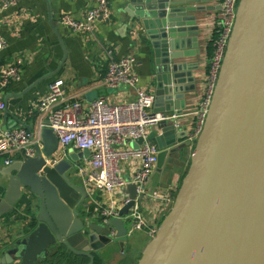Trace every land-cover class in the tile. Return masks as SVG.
<instances>
[{"label":"water","instance_id":"water-1","mask_svg":"<svg viewBox=\"0 0 264 264\" xmlns=\"http://www.w3.org/2000/svg\"><path fill=\"white\" fill-rule=\"evenodd\" d=\"M195 4L129 0L135 12L129 15L130 26L141 25L151 40L157 73L154 103L159 107L166 101L168 107L162 113L175 110L180 116L184 110L183 105L170 108L171 100H183L178 68L171 63L178 58L174 47L185 26L177 16L199 11L191 7ZM61 46V65L38 82L54 77L65 62L67 53ZM158 127H165L166 140H156L160 152L147 185L149 194L161 182L166 165L192 145L174 144V121ZM39 138L35 156L8 169L10 187L0 202V218L15 208L22 194L33 205L28 248L24 253L17 250L14 258L21 256L20 264H34L45 258L47 247L63 246L93 264L95 254L127 244L125 217L135 202L142 212L154 210V199L137 198L136 185L129 184L121 190L128 202L117 217L103 221L89 212L87 194L70 180L75 163L88 158L89 151L68 152L57 160L58 140L52 131L44 128ZM134 142L133 148L142 144L141 139ZM193 145L190 167L173 205L137 264H264V0L239 1L206 120Z\"/></svg>","mask_w":264,"mask_h":264},{"label":"crops","instance_id":"crops-1","mask_svg":"<svg viewBox=\"0 0 264 264\" xmlns=\"http://www.w3.org/2000/svg\"><path fill=\"white\" fill-rule=\"evenodd\" d=\"M195 1L196 4L191 7L199 11L177 16L185 26L181 27L184 32H181L174 47L178 58L171 63L178 68L177 86L183 94V100H171L170 108H179L181 105L184 108L180 117L172 120V140L176 146L189 142L194 117L183 115L191 114L199 107L212 55L214 23L218 21L220 13V0ZM94 2L95 0H21L16 6L2 9L0 0V35L6 42L5 49L0 53V71L16 60L22 61L20 78L11 81L5 88L0 87V97L4 105L7 104V112L3 111L0 116V135L7 130L23 128L34 134L33 141L37 138L40 124L37 105L55 79L65 82L68 100L79 102L84 108L98 98L111 103L131 100L132 90L111 89L104 83L108 51H112L116 60L133 56L139 87L155 95L157 73L151 40L141 25L140 28L130 26L132 19L129 15H134L135 12L129 5V0H110V21H98L92 34L75 33L62 26L63 16L81 19L94 6ZM188 24L192 26L186 27ZM61 44L67 53L65 62L54 77L38 82L61 65L64 56ZM167 108L166 101L160 103L159 107L154 103L152 112L162 114ZM166 114L175 115V110ZM164 130L165 127L159 128L158 125L151 128L149 137H153V143L156 144L158 139L166 140ZM134 143L132 141L125 145L133 148ZM193 146L182 148L174 157V162L166 165L161 182L156 188L158 198L153 200L157 207L142 213L149 227L158 228L170 211L190 167ZM68 152L82 151L70 149ZM60 155L58 146L57 160ZM9 158L12 161L9 166H5L4 159L0 160V202L10 187L11 176L8 169L22 161L18 153ZM88 158L75 163L71 182L87 194L84 202L90 205L89 212L95 216L98 207L111 203L119 211L127 198L121 190L108 196L98 191L90 193L84 188L76 169L80 165L84 166ZM47 163L52 165L51 161ZM138 165L137 161L123 164V177L131 178ZM32 207L31 200L26 194H22L15 208L0 218V264H20L21 256L14 258V253L20 248L21 253H24L28 248L32 232L28 229ZM149 241L150 237L146 232H136L127 244L112 245L95 254V260L103 264H137ZM43 251L46 252L45 258L37 259L34 264H65L62 255L73 254L63 246H49ZM88 263L86 260L85 264Z\"/></svg>","mask_w":264,"mask_h":264},{"label":"built area","instance_id":"built-area-1","mask_svg":"<svg viewBox=\"0 0 264 264\" xmlns=\"http://www.w3.org/2000/svg\"><path fill=\"white\" fill-rule=\"evenodd\" d=\"M21 0H2L1 8L16 6ZM240 0H220L218 21L214 23L212 55L209 60L204 91L199 107L184 117H194L189 142L194 144L204 126L215 85L218 79L227 44L234 26L236 11ZM111 18L110 0H95L83 18L74 19L69 15L61 18V24L75 33L92 34L98 21L109 22ZM6 42L0 35V53ZM107 70L104 83L108 88H127L133 91L131 100L125 103H111L98 98L86 108L79 102H71L66 97L65 82L55 79L48 86L47 93L37 105L40 116L39 131L34 134L23 129L7 130L0 135V160L5 166L12 161L9 156L18 153L22 160L35 155V147H40V134L48 128L56 136L61 157L68 150H87L90 153L84 166L77 167V172L88 192H103L108 196L124 189L129 184L136 185L137 198L140 196L157 199L158 194L147 188L150 175L156 165L160 152L158 146L149 140L150 130L161 122L175 120L180 116L166 113H153L154 95L139 87V77L135 72V59L126 56L113 57L112 51L106 53ZM22 61L16 60L0 71V87L5 88L11 81L20 78ZM5 109L0 97V116ZM48 122L47 125L44 122ZM141 139L137 148H128L126 141ZM129 161L139 162L131 178L123 177V164ZM125 204L128 202L125 199ZM97 216L108 221L118 215L114 204L100 206ZM137 202L129 211V235L143 231L153 238L158 228L149 227ZM132 237V236H130Z\"/></svg>","mask_w":264,"mask_h":264},{"label":"trees","instance_id":"trees-1","mask_svg":"<svg viewBox=\"0 0 264 264\" xmlns=\"http://www.w3.org/2000/svg\"><path fill=\"white\" fill-rule=\"evenodd\" d=\"M62 258H64L65 264H85L87 260L85 258L77 257L73 254H64L62 255Z\"/></svg>","mask_w":264,"mask_h":264},{"label":"bare ground","instance_id":"bare-ground-1","mask_svg":"<svg viewBox=\"0 0 264 264\" xmlns=\"http://www.w3.org/2000/svg\"><path fill=\"white\" fill-rule=\"evenodd\" d=\"M158 125V124H157ZM156 166V165H155ZM154 169H155V167H154ZM154 169H153V171H154ZM153 171H152V173H153ZM152 173H151V175H152ZM150 175V176H151ZM152 192H156L157 193V189L156 190H152ZM158 194V193H157ZM125 219H127V217H125ZM128 223V222H127ZM128 230H129V223H128V225H127V236L129 237V240H130V236H132L134 233H136V232H134L132 235H129V233H128ZM144 232H146L145 230H143ZM138 232H141V231H138ZM147 233V232H146ZM115 234L114 233H112V236H114Z\"/></svg>","mask_w":264,"mask_h":264},{"label":"flooded vegetation","instance_id":"flooded-vegetation-1","mask_svg":"<svg viewBox=\"0 0 264 264\" xmlns=\"http://www.w3.org/2000/svg\"><path fill=\"white\" fill-rule=\"evenodd\" d=\"M133 236V235H132ZM96 257H94V262L93 264H103L102 262H98L97 260H95Z\"/></svg>","mask_w":264,"mask_h":264}]
</instances>
